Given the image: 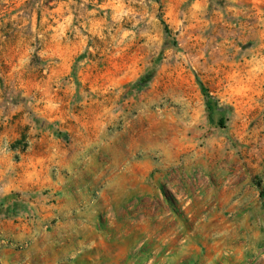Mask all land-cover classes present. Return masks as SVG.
Returning <instances> with one entry per match:
<instances>
[{
	"label": "rangeland",
	"instance_id": "1",
	"mask_svg": "<svg viewBox=\"0 0 264 264\" xmlns=\"http://www.w3.org/2000/svg\"><path fill=\"white\" fill-rule=\"evenodd\" d=\"M0 264H264V0H0Z\"/></svg>",
	"mask_w": 264,
	"mask_h": 264
},
{
	"label": "crops",
	"instance_id": "2",
	"mask_svg": "<svg viewBox=\"0 0 264 264\" xmlns=\"http://www.w3.org/2000/svg\"><path fill=\"white\" fill-rule=\"evenodd\" d=\"M90 227H93V226H90ZM95 228V227H94ZM94 230V229H93ZM95 231V230H94ZM100 237H102V235H104L105 236V238H109L110 237V235H107V234H103V233H99L98 234ZM86 240H88V241H90L91 240V238L90 237H88ZM87 242V241H86Z\"/></svg>",
	"mask_w": 264,
	"mask_h": 264
}]
</instances>
